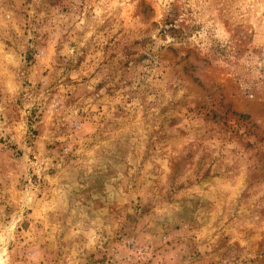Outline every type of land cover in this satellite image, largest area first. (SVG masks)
<instances>
[{
	"label": "clouds",
	"instance_id": "clouds-1",
	"mask_svg": "<svg viewBox=\"0 0 264 264\" xmlns=\"http://www.w3.org/2000/svg\"><path fill=\"white\" fill-rule=\"evenodd\" d=\"M0 264H264V0H0Z\"/></svg>",
	"mask_w": 264,
	"mask_h": 264
}]
</instances>
